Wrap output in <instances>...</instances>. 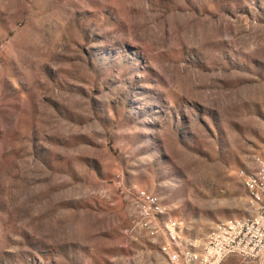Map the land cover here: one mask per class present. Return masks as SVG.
<instances>
[{
    "label": "rangeland",
    "instance_id": "obj_1",
    "mask_svg": "<svg viewBox=\"0 0 264 264\" xmlns=\"http://www.w3.org/2000/svg\"><path fill=\"white\" fill-rule=\"evenodd\" d=\"M263 150L264 0H0V264H168L138 192L200 250Z\"/></svg>",
    "mask_w": 264,
    "mask_h": 264
},
{
    "label": "built area",
    "instance_id": "obj_2",
    "mask_svg": "<svg viewBox=\"0 0 264 264\" xmlns=\"http://www.w3.org/2000/svg\"><path fill=\"white\" fill-rule=\"evenodd\" d=\"M248 200L257 209L255 224L226 226V232L218 240L205 242L200 250L185 245L178 222L160 221L165 214L163 208L155 203L153 194L139 191L137 201L144 214L141 229L151 238H164L160 247L168 264H198L199 256H207V264H223L231 256L244 260H256L264 251V150L256 162V170L245 181Z\"/></svg>",
    "mask_w": 264,
    "mask_h": 264
},
{
    "label": "bare ground",
    "instance_id": "obj_3",
    "mask_svg": "<svg viewBox=\"0 0 264 264\" xmlns=\"http://www.w3.org/2000/svg\"><path fill=\"white\" fill-rule=\"evenodd\" d=\"M256 219H257V215L256 216H252V217L243 218V219L237 220V221L232 222V223L223 224L222 226H220L216 230V232L209 238L208 241L220 239L222 234L226 232V226H230L232 224H238V225L255 224L256 223ZM198 264H207V256H202L200 261L198 262Z\"/></svg>",
    "mask_w": 264,
    "mask_h": 264
}]
</instances>
